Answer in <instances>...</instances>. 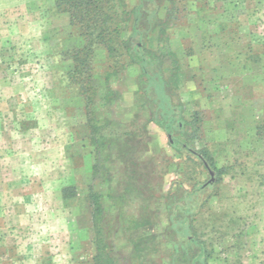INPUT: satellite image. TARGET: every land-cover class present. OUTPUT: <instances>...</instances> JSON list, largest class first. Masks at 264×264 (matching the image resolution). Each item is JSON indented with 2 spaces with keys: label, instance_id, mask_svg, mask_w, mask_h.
Wrapping results in <instances>:
<instances>
[{
  "label": "rangeland",
  "instance_id": "1",
  "mask_svg": "<svg viewBox=\"0 0 264 264\" xmlns=\"http://www.w3.org/2000/svg\"><path fill=\"white\" fill-rule=\"evenodd\" d=\"M136 1L104 6L111 20L102 42L71 25L62 11L70 7L65 0H0V264H172V253L178 264H191L202 254L195 246L176 250L164 242V224L121 235L112 228L106 238L118 208L108 200L103 223L98 227L93 221L91 192H116L99 170L118 177L124 166L109 162L106 154L114 148L101 147V129L111 122L115 133L130 130V120L150 103L138 86L140 67L129 59V50L140 44L132 37L129 12ZM213 2L219 9L217 28L203 29L210 37L195 35L203 51L196 62L204 67L200 79L217 98L218 111H194L204 125L194 139H179L186 144L182 152L176 137L172 142L159 134L165 150L163 156L157 151L156 167L161 173L176 161L169 181L178 184L171 189L178 203L184 191L195 193L211 180L204 161L215 181L194 198L186 232L168 239L203 242L201 264H264V0ZM221 20H234L235 26L222 27ZM170 29L163 39L145 42V50L154 48L160 64L175 70L177 55L189 44L172 42L169 35L176 32ZM213 34L217 40H208ZM108 74L113 75L109 85ZM165 80L173 104L181 107L175 73ZM92 118L97 134L89 129ZM150 247L152 253L143 254Z\"/></svg>",
  "mask_w": 264,
  "mask_h": 264
},
{
  "label": "trees",
  "instance_id": "2",
  "mask_svg": "<svg viewBox=\"0 0 264 264\" xmlns=\"http://www.w3.org/2000/svg\"><path fill=\"white\" fill-rule=\"evenodd\" d=\"M65 1L70 3V7L64 10L61 8V10L69 14L71 25L80 28L85 36H90L95 40L105 42L106 40L103 38L104 35L110 31L108 23L110 22L111 17L105 12L104 6L109 5L110 3H115V0ZM165 1H168L170 6L167 9L168 12L166 18H161L159 16V10ZM129 12L133 18L132 37L138 40L140 44H136L131 50H129L131 55L127 54L130 55V61L133 64H138L140 67L141 76L138 81V86L150 101V103L148 101L146 102V107L152 113V118L155 123L162 127L168 135H171L173 140H175L174 138L176 135H180L185 131V127L186 131H192V135L195 136V134L201 129V119L198 118V114H195L191 122L185 123L179 117L181 107L173 104L172 94L171 92L169 93L168 90V87L170 89V85L164 79V75L162 74L166 65L160 64V58L157 57L154 48H151V50H145V42L149 39L151 43L155 40H161L165 34L167 35V33H169L168 29L171 28L170 26L172 24L176 25L177 23L180 24L187 22L191 14L189 10V0H137V5L129 10ZM139 45H142V49ZM81 52V50L77 51V53ZM112 52H114V50H112ZM133 55L136 57L137 61L133 59ZM75 60H77V58H75ZM78 71L79 67H76L73 73L77 74ZM112 77L113 75H106L105 81L107 85H109ZM110 91L113 93L112 90ZM92 120L93 118L88 120L89 129L93 134H97L98 130L92 126ZM111 124V122L106 123L104 128L101 129V147L108 149V146H113L114 151L106 154L108 160L110 159L109 162H113L111 160H119L124 166L118 168V177L111 176V174L108 173L109 170L105 172L102 169L99 170L101 176H105L111 180V188L113 190L116 189V192H110L108 194L96 191L91 192L89 201L94 206L92 217L95 225H98L99 227L108 214L107 208L104 205V202H106L105 200H108L112 203H116L118 208H116V214H113L114 219L107 227V232L105 233L106 238L111 239L110 235H112L113 231L109 229L112 228H116L114 235H116L118 231L121 235L122 233L132 234V229L138 228L141 225L156 227L164 224V242L171 245L173 249L175 248L177 250L179 247L191 249L195 246L196 248H199L203 254L205 251V244L198 239L196 240V238H188V243L181 242V244H177L176 241H170L168 239V236L170 237L173 233L177 232L183 234L186 232L189 224V217L193 214L192 207L194 200L192 197L198 195V192H182L183 195L181 194V198H183L184 201L182 199L180 203L176 202V198L178 197L177 193L174 194L169 192L167 197L169 201L165 205L166 216L163 220H160L159 214H156V211L149 208L153 203L154 198H157L161 191L159 185L161 182L158 174L159 170L156 167L157 163H155L153 159H144L142 155H140L141 157L139 158L138 155V153L147 150L143 134H137V132L134 131L133 126H130V130H127L124 133H115L113 132L115 128H113ZM180 124L183 125L182 128L180 127ZM190 128L191 130H189ZM143 129L146 130L145 125L143 126ZM109 131L112 132L108 133ZM135 138L143 140L144 144L136 142ZM112 139L116 140L113 142ZM179 139L182 141L181 138L176 137L175 143L176 146H178V149L182 152V150H186L184 148V145L186 144H184V142H179ZM188 145L187 149L190 147ZM113 155L116 159H114ZM203 156L205 157V155ZM152 173H154L155 179L158 178L160 182L153 181L154 176L151 177ZM120 175L123 179L119 178ZM204 190L200 191V193H203ZM181 216L182 219H178ZM165 219H167V222L164 221ZM195 221L196 220H193V222ZM101 229L102 227L99 229V235H101ZM179 240L180 238L177 241ZM108 245L109 242L106 241L104 247H108ZM151 249L152 247L144 250L143 254H151L153 251ZM202 254L190 260L191 264H201L203 258ZM171 258V262H174L172 264H178L174 253L171 254Z\"/></svg>",
  "mask_w": 264,
  "mask_h": 264
},
{
  "label": "crops",
  "instance_id": "3",
  "mask_svg": "<svg viewBox=\"0 0 264 264\" xmlns=\"http://www.w3.org/2000/svg\"><path fill=\"white\" fill-rule=\"evenodd\" d=\"M213 1H218V0H189V10L191 14L187 22H183L180 24L177 23L176 25L172 24L170 26L171 29H174L176 32V34L170 33L169 35L171 37L172 42L173 41L176 42L177 40H180L181 42H186L187 44H189V48L187 50L188 53L187 51L181 50V53L177 55L178 65L176 66L175 70L173 67L169 66L170 64L169 65L167 64L164 67L163 72H162V74L164 75V79L167 76L175 73L176 83L174 87H175L176 93L174 92V94L178 96V98L180 99L182 103V106H181L182 109H180L179 111L180 112L179 117L185 123L191 122L196 113H199L198 115H200V112H194V111H204L205 109H211V111L214 112L215 114H216V111H218V110H215L216 107H213L214 105H216L217 98H212L211 95H209V91L205 90L207 86H205L204 88L203 85L205 83H203V81L200 79V77H203L202 70L204 69V67H201L196 62V59L199 56H201L200 54L203 53V51L198 50V45H197L198 39L195 38V35L200 34L201 37L204 38L207 35H211V33L209 32H207V34L205 35L204 33L206 31L203 30L204 28H212V27L217 28L218 19L215 20V17H216L215 14L218 13L219 9L217 8L218 6L217 7L215 6ZM136 5H137V1L134 4V6ZM169 6H170V3L168 1H165V3L161 5V9L159 10L160 12L159 16L161 18H166V15L168 12L167 9ZM221 21L223 22V24L220 23L222 27L226 25V26L233 28L235 26L233 22L234 20L233 21L232 20H221ZM207 37H210V36H207ZM213 37L214 38H208V40L215 41L218 38L216 34H213ZM203 41L205 42L206 40H203ZM227 41H229V39ZM187 54H189V56ZM183 58L188 59V63L180 60ZM168 90L170 93L171 88L169 89L168 87ZM212 93L217 94L214 91H212ZM172 98H175V97L172 95ZM193 102H197L196 104L197 108L192 110L194 113L190 114L191 113L190 105ZM143 107H144V111L141 113V115L130 120V124L131 126H133L134 131L137 132V134H140V135L143 134V137L145 139V143L147 146V150L142 153H138V155H139V158L141 157L140 155H142L144 159H153L155 163H161L160 156L164 155L165 149L162 146L160 142V137H158V135L163 133V134H166L165 136H168V134L162 127H160L158 124L155 123V121L152 118V113L149 111L146 105H143ZM219 111L221 112L222 110H219ZM187 115H189L188 119L185 118V116ZM225 120H231V118L230 119L226 118ZM231 121L232 122L229 125L233 127L234 126L233 117ZM203 123L204 122L202 121L201 128L204 125ZM144 125L146 126V130L143 129ZM180 127L182 128L183 125L180 124ZM226 128L228 127L226 126ZM217 130L222 131L220 130V128ZM199 132L200 130L198 131V133ZM192 134H193L192 131L191 132L186 131V127H185V131L182 132L180 135H176V137L177 138L179 137L181 139L184 138L185 140H187V137L195 138L197 136V133L195 134V136ZM173 150L177 153L176 149H173ZM188 150H191V149L189 148ZM157 151H160L161 155L157 153ZM197 153L201 155V152H197ZM1 162H4V161H1ZM175 166H177L176 161L171 159L170 162L167 163L166 168L163 169V171L160 173L161 175L159 177H160L161 182L159 185L161 187V191L158 197L154 198L153 203L149 207L151 210L156 211V214L157 213L159 214L160 220H163V218H165L166 216L165 205L169 201V199H167L168 193L171 192L172 188H176V189L178 188V184L176 182L169 181V176L173 172V169ZM1 169L2 168H0V172H1ZM153 176L155 177L154 173H152L151 177ZM1 185L2 183L0 181V186ZM180 186L181 185H179V187ZM196 196L198 195H195V197ZM195 197H192L194 201H195L194 199ZM1 200L2 199H1V194H0V205H1ZM9 212L10 211H8V213ZM0 216H3L1 207H0ZM0 220H1V217H0Z\"/></svg>",
  "mask_w": 264,
  "mask_h": 264
},
{
  "label": "water",
  "instance_id": "4",
  "mask_svg": "<svg viewBox=\"0 0 264 264\" xmlns=\"http://www.w3.org/2000/svg\"><path fill=\"white\" fill-rule=\"evenodd\" d=\"M168 136H169L170 141L173 142L172 136H170V135H168ZM191 152L194 153V155L199 156V154L197 152H195L194 149L191 150ZM202 160H203V158H202ZM204 164H205L207 170L209 171V173L211 175V180L208 183L201 185V187L197 190V192H200V191L204 190L207 186L214 184V181H215L214 172L212 171V169L210 168V166L208 165V163L206 161H204Z\"/></svg>",
  "mask_w": 264,
  "mask_h": 264
}]
</instances>
